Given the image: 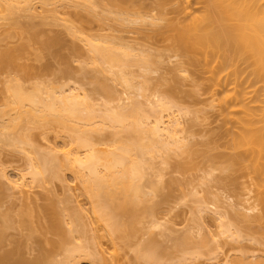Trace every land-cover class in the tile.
Instances as JSON below:
<instances>
[{"label": "bare ground", "instance_id": "bare-ground-1", "mask_svg": "<svg viewBox=\"0 0 264 264\" xmlns=\"http://www.w3.org/2000/svg\"><path fill=\"white\" fill-rule=\"evenodd\" d=\"M54 1L0 0V13H2L3 16L10 15L11 18L7 17L9 18V21L12 22L10 23L12 30L14 28V33H12L15 34V36H18L17 42H19L18 44H11V46H9V43H6V46L0 44L3 46H0V71L3 73L5 72L6 75L3 77L4 80L2 81V89L4 91L2 90V92L0 90L2 92L1 94H3V102L0 104V143L4 146L12 148L15 147V149L18 148L22 152H25V156L27 155L26 162L28 163V170L27 172H23L24 174L26 173L25 175L22 173L20 174L22 185H29L28 183H23L24 181L27 182L25 176L28 175V173L29 177H31L30 182L33 184L34 182L41 183L44 182V180L51 181L55 178H61V173L63 172L62 170L72 169V172L76 173L85 185L88 197H90V199L92 198L94 213L98 214V219H100L101 222L103 221V224H106L107 229L109 228L111 231L110 232L108 230L110 234L123 233V236H126L125 238L123 237V239H127L131 236V233L134 235L137 229L135 224L140 222H138L139 218L143 216L144 213H147L148 210V213L150 214L152 213L150 211L154 212V206H149L148 209L143 212L144 207H146L145 204L143 205L146 200V196L145 190L142 186V179L145 177L144 175L148 173L146 171H149V169L151 170L155 166L154 164H156L153 163V166L150 162H155L153 157L158 155L162 160L161 157L165 154L163 155L164 160L161 162L168 164L171 161V155L176 154L180 155L182 158L179 160L180 162H178L179 170H196L203 168L205 171L203 169L202 170L205 173L207 171L210 176L211 174L212 176H215V172L219 175L213 177L214 179L216 178L215 180L218 179L216 182L219 180V182H222L223 180L222 184L226 182V185L231 182V190H233L235 186L238 188L234 189L237 191L236 193L240 194L242 199L239 194L237 195L234 193L235 197L239 196V198L236 197L238 201L236 205L234 204L238 207H235L237 209L234 208L236 219L233 217V222H238L239 224L246 223L247 226H245V224L244 227H241L240 229L238 228V225H236L237 227L233 226L234 224L232 222L229 224L230 222L224 219V213L221 211V208L217 206L216 210L218 213L217 215L219 216L217 217L218 219H221V224L219 223L221 226H219V231H221L219 234H225L224 236L228 235L230 236V239L236 238L235 240H237L239 238L238 240H240L241 238H246V233L243 231L247 232L248 230H251V235H247L250 237L254 235L253 233H258V228H261L260 225L262 224V230H259L260 234L261 231L263 233V235H260V238L262 239V237H264V0H154L155 4H153V6L154 8L156 7V13L158 14L148 13L150 12L149 10L146 15H144L151 16L146 17L148 20L143 15L141 17V11H138L142 9H139L140 6H144V3L142 5L138 4L141 3V0H110V5H113L114 7H110L111 10L113 9L112 11L109 7H107V10L113 13V15L116 12L117 16H113L114 20L116 18V20L121 21L122 23L125 20L134 23L137 19H146L144 22L149 23L150 20V25L156 24L157 26L160 25L159 21H166L165 24L158 27L159 29L157 28V33L153 36L157 38L156 41L158 43L160 42V46L157 44L159 48H161V43L163 46L162 49L157 50L155 53L151 52L152 47L148 48V46H146V48L142 45V48L141 44H138V42V45H136L126 41L123 42L120 39L119 44V41L115 40L116 38H119L114 35H110V37L109 35L104 36L101 34L100 36V34H98L100 39L95 35L91 36V39V37L85 35V31H81L83 30L82 27L78 28L79 26H75L76 24L74 25L72 21H70V23L67 19H64V25L63 20L61 22V19H59L60 15H57V12H55L52 8L51 11L54 10L53 17L54 15H57L55 19L52 17L54 20H50L51 17H48L52 15V12H49L50 10L46 12H49V14L51 13V15L47 14L45 16L43 15L44 12H41V15L40 13L38 14V8L34 6L36 3L37 5L40 4L43 7L39 8V10L42 9L44 11V7H46V5H50ZM77 1L81 3L82 0H75L76 3H78ZM83 1L82 2L85 4V1H89L93 7L95 4H101L100 0ZM126 3H128V6L131 7V9H129ZM90 4L88 6L92 7ZM168 6L173 10L170 11V8H167ZM48 9L49 8H47V10ZM132 9H135L136 11ZM130 11L138 15L136 16L135 14L134 17V15H132L133 13H130ZM172 11H174L173 14L176 13V15H173ZM21 12H25L27 15H21ZM168 14L173 16L170 17ZM23 17L28 18L24 20ZM61 18L65 17L61 16ZM59 23V26L64 25L65 28L68 27L67 29L69 34L74 35L73 38H82L84 40H82V42L85 43V45L87 44L86 46L84 45V47H88L89 51H86L88 49H85L84 47L82 48V51L81 45L76 42H65L63 38H65V35L68 33L66 29H64L66 30V34L64 33V30H59V28L55 29L56 27H52V29L49 28V32L53 31L54 33H52L54 35L51 32H46L48 27L45 28L44 26L50 25L49 27H51V24H56L53 26H57ZM57 30L58 32H55ZM60 31H64L62 33L65 35L60 33ZM159 35L161 38L160 40L158 38ZM101 37L103 38L101 39ZM109 38L113 39L110 40ZM97 39L99 40L96 41ZM164 40L168 43L163 44V42H165ZM62 43L67 44L68 53L64 50V48L67 47L64 46L63 48L64 44ZM126 43L128 44L124 45ZM60 48L64 50L66 54H64ZM167 49H170V53L171 50L174 52L173 55L175 58L178 57L176 60L174 59L175 61L171 60V62L173 61L177 63H174V66L172 67V69L174 68L172 70L173 77L171 75L166 78V81L169 80V82H166L165 80L164 82H160L163 85L166 83L169 84L168 86H165V88L167 87L168 89L162 88L166 90L162 91V89L159 88V91L161 89V94L163 92L165 93L161 95L157 90L160 95L155 93L156 99L154 98V101V99L150 98V95L148 96L149 93H146L150 87V83L147 81H149L148 79L151 77L145 75L146 77L144 78H148L147 81H145L146 79L141 78L143 79L141 81L142 85L139 83L137 85V80H141L139 77L145 73H141V76L137 74L136 77L133 67L137 66L138 68H144L146 69V72H148V70H153V63L155 64V62H158L159 65V63H162L161 61H163V59L165 61L167 60L165 58L166 56H164L166 53H162V51ZM60 51L61 54L59 53ZM84 51L86 56L88 55L86 58L91 60L94 71L97 73L102 72V76L100 74H96L93 70H91L92 72L89 71L88 75L86 73L87 71H84L85 73L81 76L84 75L85 77L86 74V77H88L91 75V78L88 77L87 80L92 84H95L94 91L98 90L97 92L102 93L103 97L106 98L97 100L99 98L94 97V94L84 90L86 89L83 86L85 83H81L83 82L81 80L84 77L81 79L78 76L75 75L76 77H74L73 75L72 58L74 56L75 59H73L75 61L79 56L83 55ZM54 52H56V54ZM89 52L92 55H89ZM49 53H54L58 56L60 55L57 58L60 59L61 57L64 59V61H62L63 59H60L62 63H64L63 66L58 59L59 66L61 64V68L58 67V71L54 69L55 71L53 70V73H51L52 70H50L53 66L43 62V59H45L44 57H47L46 62L52 57V54L50 55ZM152 53L156 57L152 55ZM170 53L167 56L169 59L173 58V55ZM76 55L79 56L75 57ZM54 58L58 64L57 58L55 56ZM155 58L156 61L154 60ZM87 59H85V62H90L89 59L87 62ZM83 61L84 60H82L81 63L83 67H81V69L85 68ZM36 62H41L39 63L40 66L44 63V66H36ZM48 69L51 71L50 74L49 71L47 73ZM43 71L51 76L49 77L46 73H43ZM182 72L187 73L185 74L186 76ZM201 72H204V75H202L203 73L201 74ZM103 73H105V75H103ZM175 73L177 74L175 75ZM178 73L181 77L185 76V80L187 78L191 83L186 81L189 85L186 82L184 84V78L180 79ZM57 74H61L60 79ZM133 75L136 78L133 77ZM107 76H109V78ZM73 77L74 80L76 78V82L72 80ZM100 77L102 80L99 79ZM62 78L65 79L63 80ZM107 79H110L112 83L107 82L109 81ZM135 79H137L135 82L136 84L134 83ZM163 79H160V81H163ZM171 80H174V83H172ZM222 80L224 83H222ZM179 81L182 82L180 83V87L178 86ZM113 83H116L117 85L121 84L125 87L128 86L127 88L129 89L133 87L137 88V92H134L133 89H131V91L134 92L136 96L138 93L145 96L146 98L144 97V99H147L145 101L148 102L142 103L144 100H137L136 96H131V100L128 103H121L120 100H122L123 97L121 95L119 96V92L117 93L118 86L116 87ZM147 83L149 84L147 85ZM182 84H184V86L187 85L188 87H190L191 84V88L186 86L188 88L187 89L183 86V89V87L181 88ZM174 86L176 87L173 88ZM145 88L147 90H145ZM176 88L181 89L177 90ZM174 89L176 91H174L176 93L175 96H177L176 98L173 96L175 93H172ZM182 89L185 91L184 95H178L179 91H182L181 93H183ZM186 90L188 91V94ZM151 92L150 94L152 95L153 92ZM171 93L173 97L171 96ZM201 93L206 94L207 96L205 95L206 97L200 98L199 94ZM185 95L192 97V99L190 98L191 101ZM134 97L135 99H133ZM168 97H172V99ZM178 97H183L182 99L185 101L189 99V101L186 102L190 103L191 106L195 105L194 108H191L190 104H188L189 107L187 105L184 107L183 104H185V101L179 99ZM195 98L202 106L195 103ZM95 100L101 102H96ZM149 100H152L153 102L149 103ZM115 101L117 103H115ZM111 102H114V104ZM196 105H199V107H196ZM217 106H219L218 108L221 107V110L219 109V112L215 110L216 112L214 111V113L213 108L216 109ZM208 109H211L212 111H209ZM211 112L214 114L212 113L208 116V113ZM217 112L219 114L216 116H218L219 120L222 118L221 121L225 120L223 119L225 117H229V121L231 118V121H233L232 123L235 122L234 126L236 129H233V132L230 130L231 134L230 136L228 135L229 137H224L225 134L223 135L222 131L221 134L223 136L221 135L218 137L217 134V137L220 138V140H216L217 138H215L216 135L214 133H217L218 131V133H220L219 129L223 123H213L215 127H217L216 125H219L218 129H215V132L211 126L212 124L209 125L210 127L208 131V125L207 127L204 125V127H206V129L203 127V133L205 132L204 135L208 133L213 137L214 134L215 137L211 138V136H208L209 138L206 137V140H202L200 146L199 141L197 143L198 146L195 148L193 145V148L192 143L185 141L186 137L183 132L188 133L189 131V134H194V126H202L203 121L206 123L211 120L210 122L212 123L214 121H212V116ZM220 112L221 115L225 114L223 117L220 116L219 118ZM185 113H187V115L190 113V117L193 120L192 121L191 118L188 119L190 121V123L188 121V127L191 129L193 126L192 131H190V129L187 130V125H183L184 127L181 126L182 124H180V120L178 119L181 114L185 115ZM218 119L217 121H219ZM22 120L28 121V124L26 123L27 129H30L28 128V125L31 127L32 125L38 126L56 122L61 128H64H62L64 135L66 136L67 134L70 136L68 148L65 149L66 147L63 146L65 151L61 148L63 150V154L61 156V152H58L60 147L57 149L58 147H51V145L48 144L51 152L48 148H46L48 149L46 152L49 151L48 153L51 154L58 150V154L55 152V155H47L48 153L45 151H43L44 154H42V151L40 150L41 148L39 149L37 144L34 142L32 143L33 138L30 134L29 136L26 133H20L18 131ZM194 121L196 123H193ZM179 126L186 129H182L183 131H181V128H178ZM221 127L223 128V125ZM109 129H111V131ZM104 130H106L107 133L110 131L109 134H112H110V137L112 138L110 139V137H107L109 139L107 140L106 136H104V138L101 137V139L103 138L102 142L99 138L100 136H96L94 133L98 132L100 135L101 132L104 133ZM226 131L229 133L228 129H226L224 133H226ZM94 135L98 137L100 141L97 140ZM223 138L227 139L221 141ZM204 143L205 145H203ZM66 144L67 143L64 145ZM198 147L200 149H198ZM37 148L39 152L41 151V154H38ZM167 159L170 161L168 162ZM166 160L168 163L165 162ZM181 160L183 161L181 162ZM155 167L157 169V165ZM155 167L153 169H155ZM155 170L153 171L154 175ZM4 171V167L0 163V179L5 175L6 172L4 173ZM60 171L62 172L60 173ZM218 171H220V173H218ZM160 172L161 171H159L158 174H160ZM238 172L241 174L245 172L247 176L246 174L244 176L249 178V175V179L251 180H249L248 183H246L247 181L241 182L239 177L242 175H239V177L234 176L235 173L239 174ZM153 173H149L150 176L154 177V179L156 177L158 178L159 175L156 173L158 176L155 177ZM207 173L206 175H208ZM220 175L222 176L220 177ZM161 176L162 175L159 176L157 182L161 181ZM157 178L155 180H157ZM21 183H18L19 186H22L20 185ZM13 184L14 185H11L12 188H19L17 183L14 182ZM155 184L156 183H153V190L157 189L158 185ZM230 184L228 187L231 186ZM3 189L4 187L0 182V193H2V195L4 193L2 192ZM158 189L156 192L160 190ZM244 189L249 190V193H253L256 199L255 201H257L256 204L255 202L253 203L254 206L250 205L249 207H246L245 202H243L245 205L242 204L243 200L248 201L247 198L250 197L247 196L244 199L246 196L242 192ZM250 189L252 191H250ZM1 197L3 196H0V198ZM254 197L252 198L254 199ZM252 198L250 200H253ZM238 202L240 203V206L238 205ZM249 202L251 203V201ZM241 204L246 208L242 207ZM55 208L56 205L53 206V204L51 206H40L36 209L27 208L18 211L15 213L16 215L13 214L12 211L10 212V209H7L8 211L0 210V264H55V258L50 259V256L52 251L58 248L63 250L64 253L58 249L62 254H64V257L63 259L57 260V264L59 262L60 264H78L75 263L76 259L82 258V256L84 258L85 255L80 254L83 253L82 250L85 249V244H83V246L81 245V251H79L81 247H78V245V248L75 247L77 243H79V245L80 243L82 244V240L78 238L80 237V233L81 238L84 233V231H81V229L84 228H82L81 223L79 224L81 229L78 228L77 223L80 222V220H78L80 218H77L78 214H74L72 217L70 216V219H72L71 221H75V226L74 224L71 225L73 223H71V221H64L65 224L66 222L71 224H69L70 226L68 227H62L65 226L63 222L65 218L62 216L63 212L61 210H56ZM244 208L247 211H245ZM253 208H258V211L256 210L257 213H254L255 211ZM248 210H250V213ZM34 211H36L37 214H35ZM13 215H15V217L17 216V220H14ZM78 217L80 216L78 215ZM34 218L42 219L44 222L42 221L37 225H33L35 222ZM141 218L143 219V217ZM76 221L78 222L76 223ZM251 223H254L255 225L260 224L258 228L254 227V229H258L256 232L249 227H253L254 224L252 225ZM69 227H71V233H74V230H76L75 232H77L76 234L78 236L76 234L75 235L77 237L74 234H70L69 230L68 235L67 229L65 231V228ZM10 228L18 229L19 233L22 235L24 234L23 232L25 229L26 232L28 231L27 233L25 232L27 235L26 237L24 234L23 238H20L21 240H18L17 238L15 239V241L17 240V245H15L16 247L14 246L15 248L12 247V249H10L11 247H6V245H9L10 243H14V240L12 239V242L8 234V229ZM83 230H85V228ZM36 233L43 235L50 233L58 236L59 238L55 240L47 237L43 238L44 240L39 247L35 248L32 246V243L35 240L30 238ZM189 234L191 235V233H187V235ZM73 235L77 239H75ZM258 236L256 235V237ZM68 237L70 241L68 240ZM184 237H186L187 240L190 239V237L187 238L186 234ZM253 237L256 239L255 236ZM192 238L193 237L189 240V242L191 241V244L192 241H194ZM30 240L32 241L30 242ZM76 240L79 242H76ZM187 240L184 241V243L186 242L185 244L189 243H187ZM71 242H73V245L75 244L73 248H70L72 246ZM66 243H70L68 245L70 247L66 246ZM45 244L47 245L45 246ZM27 247H34L35 249H38V254L30 259L27 258L24 254L27 250H29ZM87 247L88 246H86V248ZM146 249H148V251ZM146 249L139 250L138 256L140 258L145 257L153 261L156 258L155 261H157V259L159 260L160 255L155 257L156 251L150 248ZM78 252L81 253L79 254ZM247 255H241V260L248 259L246 257ZM257 260H260V258ZM247 261L250 260L248 259ZM260 261L256 262L255 260L252 264L259 263ZM259 264H264V262H260Z\"/></svg>", "mask_w": 264, "mask_h": 264}, {"label": "rangeland", "instance_id": "rangeland-1", "mask_svg": "<svg viewBox=\"0 0 264 264\" xmlns=\"http://www.w3.org/2000/svg\"><path fill=\"white\" fill-rule=\"evenodd\" d=\"M50 1L52 2V0H50ZM55 1L53 3H51L50 5H48V6L46 5V7L49 8V9L47 10V8L44 7V9H45L44 11L42 9L39 10V8H43L40 4L37 5V3H36L34 6H36L38 8V9L37 8L36 9L39 11L38 14L40 13V15H41V12H44V14L43 13L42 14L45 15V16L47 14H49V12H52V15L50 13L49 15H51V16H48L49 18L51 17L50 20L52 19L53 11L55 10V12H57L56 14L60 15L59 19H61V22L63 20V23H64V19L65 20L67 19L69 22L72 21L74 23V25L76 24L75 26H77V25L79 26V27L77 26L78 28L82 27L83 30H81V31H85L84 33H86L85 35H88V37H91V36L95 35L97 38H99L98 34H100V36H101V34H103L104 36L105 35L106 36L107 35H109V36L110 35H114V36H117L119 38V39H117L116 37H115L116 39L114 38L115 40H118V41L121 39V41H123V42L126 41V42H130V43L136 44V45L141 44V47H142V45H144V47L148 46V48L152 47L151 52H154V53L157 50L162 49V47H163L162 43H161V48H159V46H160L159 43L160 42L158 43L156 41L157 38H155L153 36H155V34L157 33V28L162 26L163 24H165L166 21L163 22V21H159L158 20L159 23H160V25H158V26L156 24H154L156 26H154L152 24H151L152 25L151 26L149 24L150 20H149V23L148 22H144L146 19L148 20V18H146V17L149 16V15H147V16H144V15H146V13L149 10H150V12H148V13H155L156 15L158 14V13H156V7L154 8V6H153V4H155L154 0H141V3H138V4H141V5L144 3V6H142V7L138 6L139 9L142 8L141 10H138V11H141V13H140L141 17L143 15L146 19H144V20L142 19L143 21L137 19V21H134V23H132L131 21H127V20H125L126 22L124 21L125 23L124 22L122 23L121 21L116 20V18H115V20H116L115 21L113 16L114 15L117 16L116 12L113 15V13H111L109 10H107V7L110 8L111 6H113V5H110V2H109L110 0H100L101 4H99V3H98V5L95 4L96 6L94 5V7L90 4L89 1H85L86 4L83 3L84 2L83 0H82L83 2L80 0L82 4L80 2H78V1H77L78 3H76L75 0H73V1H71V0H57L56 2ZM38 3H39V1H38ZM89 4L92 7H89L88 6ZM126 4L128 6V3H126ZM106 5H108V6H106ZM193 5H191V6H193ZM39 6H41V7H39ZM127 6H124V7H127ZM170 6H172V5H170ZM0 7H1V4H0ZM174 7H175V5H174ZM193 7H195V6H193ZM51 8L54 9V10L51 11ZM167 8H170V11L173 10L169 6ZM129 9H131V7H129ZM110 10H111V8H110ZM132 10L136 11L135 9H132ZM46 11H49V12H46ZM192 11H193V8H192ZM18 12H20V11H18ZM25 12H26V10H25ZM25 12H23V13L21 12L22 14L21 13L20 14L21 15H27ZM131 12L132 11H130V13ZM173 12L174 11H172V14H173ZM132 13H133L132 15H134V17H135L136 13L135 14H134V12H132ZM155 14H153V15H155ZM57 15H54L53 18L55 19ZM137 15L138 14H136V16ZM168 15L171 17L173 15H176V13L173 14V15H171V14H168ZM4 16L2 15V13H0V44L5 45L6 43H9L10 44V45L8 44L9 46H11V44L12 45L16 44V43L18 44L19 43V42H17L18 41V36H15V34H13L14 33V28L12 30V27H11V24H10L12 22L9 21V18H8V17H10V15H4ZM18 16H20V15H18ZM61 16L65 17V18H61ZM106 17H108V18H106ZM149 17H151V16H149ZM23 18H24V20H26L28 17L27 18L23 17ZM54 19H52V20H54ZM35 20H33V21H35ZM30 21H32V20H30ZM68 21H67V23H68ZM58 22H60V21H58ZM119 22H121V23H119ZM48 24H50V23H48ZM56 24H51L52 25L51 27H49L50 25L49 26H44L45 28L48 27V29H46V32L47 31L49 32V30H50L49 28L52 29V27H56L55 29L59 28V30L60 29L61 30L66 29L67 32H68V29H67L68 27L65 28V26H64L65 23H64V25H61V26H59L60 23L57 26H53V25H56ZM67 26H68V24H67ZM41 28H42V26H41ZM66 30H64L65 32L64 31H62V32H64L66 34ZM55 32H58V30L55 31ZM62 32L60 31V33H62ZM65 34H63V35H65ZM67 34H69V32ZM67 34L65 35V38H63L65 42L67 41V42H71L72 43V41H73V42H76L79 45H81V49L84 47L85 43L82 42V40H83L82 38L81 39H78V38L76 39V38H73L74 35H72V34L67 35ZM156 37H158V36H156ZM102 38L103 37H101V39ZM158 38H159V40L161 39L160 35H159ZM91 39H92V37H91ZM99 39H97L96 41H98ZM109 39L111 40L113 38H109ZM106 40H107V37H106ZM118 41H116V42H118ZM123 42H121V43H123ZM137 42H138V44H137ZM118 43L120 44V41ZM164 43L167 44L168 42L165 41V42H163V44ZM62 44H64L63 48H64V46L67 47V48H64V50H65L66 53H68L67 52V50H68L67 44L66 43H62ZM68 44H70V43H68ZM127 44L128 43H126L124 45H127ZM2 45H0V46H2ZM136 47H138V46H136ZM86 48L88 49V47H86ZM153 49H154V51H153ZM60 50H62V49L60 48ZM64 50H62V51H63L64 54H66L64 52ZM169 50L168 49L164 50L165 52L162 51L163 54L166 53V54H164V56H166L165 58L167 60L165 61L163 59V61H161L162 63H159V65H158V62H155V64L153 63V65H154V66H152L153 70H148V72H146V69H144V68L143 69L142 68H138L137 66L133 67V71L135 72L136 77H137V74H139V76H141V73H143V74L145 73L144 75L139 77V79L143 78V79H146L145 81H147L148 78H144V77H146V76H150L151 77L150 79H148L149 81H147V82L150 83V84L147 83V85L149 84L150 87L149 86H148L149 88L146 87V88H148V90L145 88V90H147L146 93H149L148 96L150 95L151 99H154L156 97L155 95L158 93L157 90L159 91V88L162 89V88H165V86L169 85V84L166 83L167 81L169 82V80L166 81V78L171 76V75L173 77L172 70L174 68L172 69V67L174 66V63L175 64L177 63V62H173V61H175L178 57L175 58V56L173 55L174 52H172V50H171V53H170ZM82 51H83V49H82ZM86 51H89V49L86 50ZM54 53L56 54V52H54ZM54 53H49L50 55L52 54L53 58L52 57L49 58L50 57V55H49V57H48L49 60H47L48 63L46 62V58L47 57H44L45 59H43L44 63L51 64L53 66V67L51 66L52 68H50V70H52V72L49 69L47 70V73L49 71V74H50V72L53 73L55 70L58 71V67L61 68L60 67L61 64H62V66L64 65V63H62V61H64V59L60 57V59H63L61 61L59 58H57L60 55L58 56V55H55ZM59 53L61 54V51ZM169 53L173 55L172 56L173 58H170V59L167 58ZM89 55H92V54H90V52H89ZM152 55H154V54L152 53ZM54 56L57 58V60L58 59L60 60V63H61L60 66H59V60H58V64H57V61L55 60ZM78 56L79 55H76L75 57H78ZM86 57H88V55L86 56L85 51H84L83 55L79 56L78 59H76L75 61H74L75 58L73 56L74 59L72 58V61H73V65L72 66H73V72H74L73 75H74V77L78 76L79 78L82 79L84 77V75L83 76H81V75L83 73H85L84 71H87L86 72L87 75L89 74L88 73L89 71L90 72H92L91 70L94 71V69L92 68L91 60L88 58L90 60V62H88L89 60ZM162 58H164V57H162ZM85 59H87L88 63L85 62ZM82 60H84L83 63L85 64V65L83 64L84 67H85L84 69H81V67H83L82 64H81ZM154 60L156 61V58ZM171 60H173V61L171 62ZM53 62H55V63H53ZM33 63H34V61H33ZM36 63H35L36 66H40L39 63H41V62L37 63L38 65ZM44 63L41 64L40 67H43ZM175 67H176V65H175ZM94 68H96V67H94ZM71 70H72V67H71ZM1 72L2 71H0V90L2 91L3 90L2 89L3 88L2 81L4 80L3 77L6 76V75H5V72L4 73L3 72L1 73ZM43 73H46V72L43 71ZM95 73L101 75L102 72L101 73L95 72ZM176 74L177 73H175V75ZM180 74H181V71H180ZM180 74H179V76H180L179 78L180 79L184 78L183 79L184 80V82H183L184 84H185L186 81L190 82L187 78L185 80V76H186L185 74H187V73H183L185 75L184 77L183 76L181 77ZM201 74L204 75V72H201ZM57 75H59V74H57ZM87 75L85 74V77ZM103 75H105V73H103ZM90 76H88V77H90ZM58 77L60 79L61 74ZM74 77H73L72 80L74 82H76V78L74 80ZM85 77L81 80L83 82L79 81V82H81L83 84L85 83L83 86L86 89H84V90L85 91L87 90L89 93L94 94L95 95L94 97L99 98V99L96 98L97 100H101L102 98H106V97H103L102 93L97 92L98 90L94 91L95 84H92L91 82H89L87 80L88 77H86V79H85ZM107 77L109 78V76H107ZM133 77H135V76L133 75ZM172 77H170V78H172ZM99 79L102 80L101 77ZM137 79H135L134 83L136 82ZM143 79L137 80V82H136L137 85H138V83L142 85L141 81ZM160 79H163V81L162 80L160 81ZM107 80H109L107 82H111L110 79H107ZM164 80L166 81L165 82L166 84L164 83L165 85L160 83V82H164ZM173 81L174 80H171L172 83H174ZM224 81H225V79H224ZM224 81L222 80V83H224ZM81 83H80V85H81ZM180 83H182V82L179 81V85H178L179 87H180ZM113 84H115L116 87L118 86L117 87V89H118L117 93L119 92V96L121 95L123 97V99L121 97V99L123 100V101L120 100L121 103L122 102L128 103L131 100L130 99L131 96H136L134 92L135 91L137 92V88L133 87V88L129 89V88H127L128 87L127 85H126L127 87H125V86H123L121 84L120 85H117L116 83H113ZM113 84H111V85H113ZM184 84H182L181 88L184 86ZM225 84H226V81H225ZM141 85H139V86H141ZM83 86H82V88H83ZM186 86L187 85H185L184 87H186ZM224 86H228V85H224ZM135 87H137V86H135ZM175 87L176 86H174L173 88H175ZM184 87H183V89H184ZM188 88H191V84H190V87H188ZM131 89H133L134 92H132ZM161 89L159 91L160 94H161ZM180 89H177V90H180ZM223 89H224V87H223ZM163 90L164 89H162V91ZM1 91H0V100H2V97H3L2 95L3 94H1V93L4 90L2 92ZM164 91H166V90H164ZM174 91H175V89L172 91V93ZM150 92L152 93V95L150 94ZM181 92L179 91L178 92L179 94L178 93L177 94L178 95H184L185 91L183 90V93H181ZM164 93L165 92H163L162 94H164ZM172 93H171V96H172ZM187 94H188V91H187ZM201 94L204 95V96H202ZM201 94H199L200 98L201 97L203 98V97L207 96L206 94H203V93H201ZM175 95H176V93L173 96H175ZM128 96H129V98H128ZM185 96H183V97H185ZM136 97H137V100H144L142 103L148 102V101H145V100H147V99H144L145 96H142L139 93L137 94ZM172 97H168V98L172 99ZM176 97L177 96H175V98ZM183 97H181V98L178 97V98L183 100V101H185L184 99H182ZM186 97H188V96H186ZM175 98H173V99H175ZM188 98L192 99V97H188ZM133 99H135V97ZM155 99H154V101H155ZM189 99H187L186 101H189ZM191 99H190V101H191ZM149 101H150L149 103L153 102L152 100H149ZM186 101L184 102L185 104H183V106L185 107L187 105L189 107L188 104H190V103H187ZM195 101L194 102L196 104L199 102V101L196 100V98H195ZM200 101H201V99H200ZM2 102H3V100L0 101V104ZM96 102H101V101H96ZM203 102H200V103H203ZM111 103L114 104V102H111ZM115 103H117V102L115 101ZM192 103H193V101H192ZM199 105H196V107L197 106L199 107ZM143 106H145V105H143ZM150 106H151V104H150ZM194 106L195 105L191 106V104H190L191 108L192 107L194 108ZM200 106H202V105H200ZM218 107L219 106H217V108ZM217 108L216 109L213 108L214 109L213 112L215 110L218 111V112L221 110V107L218 108V109ZM211 109H208V110L210 111ZM213 112L208 113V116H210L209 114H212ZM218 112L215 115H213V116L211 115L213 119L210 117L212 119V121L214 120L216 122L213 121L211 123L210 122L211 120H210V121L206 122V123H208V122H210V123L206 124L203 121L202 122V126L199 125L200 127L197 126L196 124H193V125H196V126H194V130L192 129L193 126H192L191 129L188 127L189 126L188 125V121H189L188 119L191 118L190 117V113H188V115H187V113H185V115L181 114L180 117L178 116L179 117L178 119L180 120V124H182L181 126L187 125V127H188L187 130L190 129V131H192V130L195 131L194 134H189V131H188V133L187 132H185V133L183 132V134L186 137L185 141H187L188 143L189 142L192 143V146L194 145L195 148H196L198 146L197 143L200 141L199 142V146H200V143L202 142V140L205 139L208 136H211V138H214L215 135H216V137H215V138H217L216 140H220V138H218V137L221 136L222 134L223 135L225 134L224 137H226V136L229 137L231 132H233L236 129L235 126H234L235 122L232 123L233 121H231V118H230V121H229V117L223 118V119H225L223 121H221L222 118L219 120L218 116H216L217 114H219ZM221 112H220L219 118H220V116L223 117V115L225 114L224 113L223 115H221ZM214 116H216V117H214ZM208 119H209V117H208ZM217 119L219 121H217ZM191 120H192V118H191ZM181 121H182V123H181ZM27 122L28 121H25V120H22L20 122L21 125H20V128L18 130L20 133H26L28 135L30 134L31 137L33 138L32 139V143L34 142L35 144L38 145L39 149L41 148L40 150L42 151V154H44L43 151L46 152V150L49 149V147H50V146L48 147V144H49V145H51V147L52 146L58 147L57 149H59V147H60L59 151L56 150L55 152L57 154H58V152H61V156H62L63 150H64L63 146H65L66 147L65 149H67L68 146H69L68 142H69V139H70V136H68L67 134H66V136L64 135V132L62 130L63 127L61 128L60 125H58L56 122H51V123L46 124V125L42 123L43 125H38V126L32 125L31 127L28 125V128H30V129H27L26 128V126H27L26 123ZM189 123H190V121H189ZM193 123H196V122L194 121ZM199 123H197V124H199ZM213 123L214 124L223 123V124H221V126L223 125V128L220 126V129H219L220 133H218L219 131L217 130L218 132L214 133L215 135L213 134V137H212V135H209L207 132H206L207 134L204 135L205 134V132L203 133L204 125H206V127L208 125L207 131L209 130V127H210L209 125L210 124H212L211 126L214 129V132H215V129H218L219 125H216L217 127H215V125H213ZM33 126H35V127H33ZM181 126L178 127V128H181V131H183L182 129H186V128H182ZM206 127H204V128L206 129ZM221 128H222V130H221ZM226 129L229 130L228 131L229 133H227V131H226L227 134L224 133ZM109 130L111 131V129H109ZM230 130H231V132H230ZM222 131H223V133H222ZM109 132L107 133V131L104 130V133L101 132L102 134L100 133V135H99L98 132H97L98 134L97 133H94V134L96 136H100L99 137L100 139H101V137L104 138V136H106V139L109 140L108 138L110 137V134H111V133L109 134ZM183 134H181V135H183ZM217 134H218V137H217ZM95 135H94V137H96ZM99 138L96 137V139L100 141ZM111 138L112 137H110V139ZM102 139H101V141H102ZM106 139H105V141H106ZM224 139L225 138L221 139V141L224 140ZM208 141H209V139H208ZM65 143H67V144L64 145ZM205 143H206V141H205ZM205 143L203 145H205ZM2 145L0 143V163L4 167V170H5L4 173L5 172L6 173L0 179L1 180L0 181L1 184L4 187V189L2 191V192H4L3 195H2V193H0L1 194L0 196H3V197H1L2 199L0 198L1 199V201H0V210L8 211L7 209H10L9 211L10 212L12 211L13 214H15L18 211H21V210H24V209H27V208L36 209V208H38L40 206H43V207L46 206V205H48V206L50 205L51 206L53 204V206L56 205V208H55L56 210H61L63 212L62 216H64V218H65V220H63V222L64 221L70 222L72 220V219H70V216L72 217V215H74V214L77 215L78 214L80 216V217H78V215H77V218H80V219H78V220H80L79 223H77L78 221H76V223L78 224V228L81 229L79 227L80 226L79 224L81 223L82 228L84 227L85 230H83L84 228L81 229V231H84V233L82 232L83 233L82 234V238H81V233L78 231L80 233L79 234L80 237L78 239L82 240L81 241L82 244L80 243V245H79V243H77L76 245L75 244L74 245H75L76 248L81 247V245L83 246V244H85L88 247L86 248V246L84 245L85 249L82 250V247L80 248V250L77 249L79 251L82 250L83 253H81V252H78V253L79 254L81 253L80 255H85V256H84V258H83V256H82V258H79V259L77 258L78 260L76 259L75 263H78V264H252V262L255 261V260H256V262L260 261V260H261L260 261L261 263L264 262V237L261 236L262 237V239H261L260 235H263V233H262V231H261V234L259 233V230L260 229L262 230V224L261 225L260 224H258V225L256 224L257 225L256 226L254 224L256 222L253 223L254 225L251 223L253 225V227L252 226H249V227H251L254 232H256V230H258V229L259 230H258V233H253L254 235H252L250 237H248L249 236L248 234H250L251 230L250 231L248 230L249 233H248V231L245 232V231L242 230L244 233H246V238H244V239L241 238L242 240L241 239L238 240L239 238L237 240H235L236 238L235 239H230V236H228V235L224 236L225 234H219V232L221 231V230L219 231V226L221 224V221H220L221 219L220 218L218 219L219 216L217 215L218 213H217V210H216L217 206H219L221 208V211L224 213L223 217H224L225 220L230 222L229 224H231V222H232L234 224L233 226L237 227L236 225H238V228H240V229H241V227H244V225L246 224V223L245 224H243V223L239 224L238 222H233L234 221L233 217H235V214H236V213L234 214V212H235L234 208L238 207V206H235L237 204V201H238V199L236 197L239 198V196H240V194L236 193L237 191L235 190V189H238V188L235 186L234 187L235 189L233 188V190H234L233 191V190H231V188H232V185L230 184L231 182L229 183L231 185L230 187H228L229 184H227V185L225 184L226 182H224L225 185L222 184L223 180H222V182H219L220 181L219 180L218 181L219 183L216 182L218 179L215 180L216 178L214 179L213 177H215L218 174L214 171L215 172V176L214 175L212 176V174L210 176L207 173V171H206V173L209 175L208 176L204 172L205 169H203L202 167L201 168L204 171L202 169H196V170L195 169H193V170L186 169L187 171L185 169H182L183 171L185 170L184 172L180 169L181 170L180 171L178 169V167H179V163L178 162H180L179 160L182 159L180 155L172 154L171 155V161L169 159H167L168 162L170 161V163H168L167 160L165 161L168 164L162 163L163 162L162 160H164L163 159V157H164L163 155H165V154L162 155V157H161L162 160L160 159L159 155L156 156L157 158L153 157L155 162L154 161L152 162L150 160L151 161L150 163H152L151 165H153V163H156L154 165L155 166L157 165V169L159 171H161V172H160V174H158L159 171L153 165L155 167V169L157 170V172H156V170L153 169L154 167L152 168L153 171L155 170V175H154L152 169L151 170L149 169V171H146L148 173L146 175H144L145 177L143 176L144 178L142 179V184H143L142 186H143V189L145 190V196H146L145 197L146 200L143 203V205L145 204L146 207L143 206L144 207L143 212L146 209H148L149 206H154L153 207L154 212L150 211V212H152L150 214V213H148V211H149L148 210L147 213H144V215L141 216V217H143V219L140 217L139 220H138V222L139 221L140 222L138 224H135L137 229H136V231L134 229V231H135L134 235H133V233H131V236L129 238L123 239V237L124 238L126 237L125 235L123 236V233H120V234H117V233L113 234L112 233V234H110L109 233L110 230H109V228L107 229L106 224H103L102 223L103 221L101 222L100 219H98L99 218V217H97L98 214L94 213L92 198L90 199V197H88L85 185L82 183V181L78 177V175L76 173L72 172V169L71 170H69V169L62 170L63 172L60 171V173L62 172L61 173L62 174L61 178H55V179H53L51 181L44 180V182H41V183H37V182L33 183V181H32L33 184H31V182H30L31 181V177H29V173H28V175L25 176V179H27V182L24 181L23 183H25V184L28 183L29 185L24 186V184L22 185V183H21L22 180L20 178V176H21L20 174L21 173L24 174L23 172H27V170H28V165H27L28 163L26 162V159H27L26 156L27 155L25 156V152H22L18 148L15 149V147L12 148V147H9V146H4V145L2 146ZM194 146H193V148H194ZM56 147H55V149H56ZM38 148H37V150H38ZM44 148H45V150H44ZM46 148H48V149H46ZM198 149H200V148L198 147ZM172 150H174V149H172ZM41 151L39 152V150H38V154L39 153L41 154ZM48 152H46V153H48ZM50 152H51V150H50ZM55 152H53L51 154L55 155L56 154ZM174 153H176V152H174ZM51 154L48 153L47 155H51ZM183 160H181V162ZM148 168H150V167H148ZM188 170H190V171H188ZM149 173L150 174L153 173V175L155 177L158 176V175L159 176L162 175L160 177L161 181L157 182L159 176H158V178L156 177L157 180H155L156 178L154 179V177L150 176ZM218 173H220V171H218ZM238 173L239 174L235 173L234 176L235 177H239V175H242L243 177L242 176L239 177L241 179V182L242 181H244V182L247 181L246 183H248V181L251 180V179H249L250 178L249 175H248L249 178L246 177L247 174L245 172L243 174H241L240 172H238ZM221 174H223V173H221ZM245 174H246V176H244ZM221 176L222 175H220V177ZM19 178H20V180H19ZM240 179H239V181H240ZM236 181H237V179H236ZM14 182L17 183V184L20 182L21 183L20 185H22V186H19V184H18L19 188H17V187H15L16 189L12 188L11 185H14L13 184ZM153 183H156L159 186L160 190L158 189V186H157V189L159 191L156 192L157 189L153 190ZM250 191H252V190L250 189ZM242 192H243V194L246 195L244 197V199L247 196H250L249 198H247L248 201H244L243 200L242 204L245 205V203H246V207H249L250 205L254 206L253 203L255 202V204H256L257 201H255L256 199H255L253 193L252 192L249 193V190H247V189L242 190ZM242 192H240V193H242ZM234 193L237 194V195L239 194V196L235 197ZM243 194H241V195H243ZM251 196L254 197V199ZM240 198L242 199L241 196H240ZM251 198L253 200H250ZM249 201H251V203ZM243 202H245V203H243ZM238 205L240 206L239 202H238ZM243 205H242V207H245ZM255 206H257V205H255ZM258 207H259V205H258ZM245 208H244V210L247 211ZM235 209H237V208H235ZM257 209L253 208V210L255 212L253 210L252 211L254 213H257V211H258ZM249 211L250 210H248V212ZM34 213L37 214L36 211H34ZM58 213L60 214L59 211H58ZM15 215H13L14 216V220L15 219L17 220V216L15 217ZM64 218H62V219H64ZM34 219H35V222L33 223V225H37L39 222L41 223L43 221L42 219H37V218H34ZM235 219H236V217H235ZM67 222H66V224L64 222L65 226H62V227L70 226L69 224H71L73 221H71V223H69V224ZM74 222L71 225L74 224V226H75ZM259 225H260L261 228H258ZM245 226H247V224ZM71 227L65 228V231L67 229L68 235H69ZM76 227H77V225H76ZM254 227H257L258 229H254ZM74 229H75V227H74ZM20 230H23V229H20ZM68 230H69V232H68ZM75 231L76 230H74V233H71L72 232L71 231L70 234H74L75 235L77 233ZM25 232H26V229L23 232L25 234V237H26L27 236L26 233L28 231L26 233ZM187 233H191L192 236L190 234L187 235ZM8 234H9V237H10L11 241H12V239L14 240V243H10L9 245H6L7 248L11 247L10 249H12V247L17 245L16 244L17 240L15 241L16 238L19 240L20 238H23V236H24V234L22 235L21 233H19V230L16 229V228L8 229ZM185 234H186L187 238L190 237V236L193 237L192 240H194L195 242L192 241V244H191V241L189 242L191 237H190L189 240H187L186 237H184ZM258 234H259V236H258ZM74 235H73V237H74ZM120 235H121V237H120ZM242 235H243V233H242ZM256 235L258 237H256ZM20 236H22V237H20ZM253 236H255L256 239H254ZM46 237L47 238H52L54 240L59 238L58 236L50 234V233H48L47 235L37 234L36 233V234H34V236H32L30 238L32 240L33 239L35 240V241H33L32 246H34L35 248L39 247V245L44 240L43 238H46ZM69 237H68V240H69ZM127 237H128V235H127ZM251 237H252V239H251ZM74 238H73V240H74ZM75 239H77V238H75ZM32 240H30V242ZM185 240H187V243L188 242L189 243L185 244L186 243V242L184 243ZM69 241H67V242H69ZM76 242H79V241L76 240ZM76 242H74V243H76ZM72 243L73 242H71V244ZM66 244H67L66 246H68L70 243H66ZM46 245L47 244H45V246ZM74 245L72 244L71 247L70 246H68V247L73 248ZM77 245H78V247H77ZM30 247L29 248L27 247L29 250H27L26 253H24L26 255V257L29 258V259L34 257L35 255H37L38 252H39L38 249H35L34 247L33 248H30ZM48 247H49V245H48ZM146 248H150V249H153L154 251H156L155 257L157 255L158 256L160 255L159 260L157 259V261H155L156 258H155L154 261L153 260H149V258H145V257H144L145 259L144 258H140L138 256L139 250L140 249H142V250L144 249L145 250ZM58 249L63 252L62 249H60V248H58ZM58 249L53 250L52 253H51V256H50L51 257L50 259L55 258L56 260L54 259V261H56V262H57V260L63 259V257H64L63 256L64 254H62ZM146 250L148 251V249H146ZM149 251H151V250H149ZM22 252H24V251H22ZM84 252H86L87 254L84 253ZM243 254L244 255L248 254L246 257L250 261H247L248 259L241 260L242 256H244ZM139 255H140V253H139ZM246 257H243V258H246ZM258 258H260V260H257ZM15 260H17V259H15ZM56 262H55V264H57ZM259 263H256V264H259ZM58 264H60V262ZM61 264H63V263H61Z\"/></svg>", "mask_w": 264, "mask_h": 264}]
</instances>
